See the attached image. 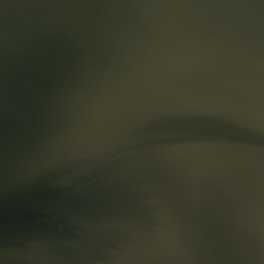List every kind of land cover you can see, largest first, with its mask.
<instances>
[{"label": "clouds", "instance_id": "1", "mask_svg": "<svg viewBox=\"0 0 264 264\" xmlns=\"http://www.w3.org/2000/svg\"><path fill=\"white\" fill-rule=\"evenodd\" d=\"M0 264H264V0H0Z\"/></svg>", "mask_w": 264, "mask_h": 264}]
</instances>
